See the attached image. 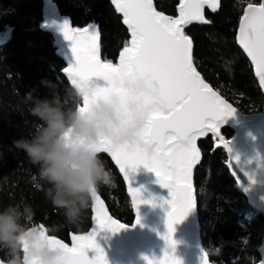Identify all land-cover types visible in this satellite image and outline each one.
Masks as SVG:
<instances>
[{"label":"trees","instance_id":"1","mask_svg":"<svg viewBox=\"0 0 264 264\" xmlns=\"http://www.w3.org/2000/svg\"><path fill=\"white\" fill-rule=\"evenodd\" d=\"M46 0H0V35L11 30L10 39L0 45V204L21 200L35 210L42 226L62 221L46 200L44 186L33 179L36 172L23 151L12 146L14 139L27 137L36 123L27 112L23 98L31 89L44 95L55 81L61 92L70 84L63 74L64 61L56 54L54 39L43 29ZM72 26L95 24L100 34L103 61L118 64V56L130 40L123 17L111 0H52ZM158 12L177 17L180 0H153ZM259 0H219L215 11L206 10V22L191 24L186 34L193 42V61L204 80L242 115L259 112L263 94L251 64L236 44L239 18L246 4ZM224 137L233 134L230 126L221 129ZM216 139L206 135L197 140L201 160L194 169L200 239L214 264H256L262 241L263 216L240 195L224 165L225 153L215 148ZM111 171L110 185L101 186L97 196L112 216L131 225L133 214L122 178L111 158L104 154ZM93 203L79 230L64 228L57 238L71 244L72 237L90 231Z\"/></svg>","mask_w":264,"mask_h":264},{"label":"snow or ice","instance_id":"2","mask_svg":"<svg viewBox=\"0 0 264 264\" xmlns=\"http://www.w3.org/2000/svg\"><path fill=\"white\" fill-rule=\"evenodd\" d=\"M115 10L123 16L131 39L120 52L119 63L101 61L98 55V34L95 25L70 28L65 19L60 25L64 38L70 41L71 59L63 71L71 82L88 84L99 82L97 91L113 90L117 76L128 68L154 80L158 85L155 96H148V121L144 130L146 140L152 144L151 151L128 146L105 145L108 153L119 166L129 186L132 206L137 212L134 223L140 222L138 207L152 200L142 199L141 190L131 186L129 172L140 165L155 173L158 183L169 190L170 199L166 212V232L162 235L167 250L162 259L145 256L146 264H181L175 255L174 225L184 219L193 209L192 172L200 160L196 147L197 136L206 132L218 134L225 117L236 109L226 103L201 77L193 61V42L185 35L184 26L193 21L208 22L204 7L218 8V0H180L178 16L171 17L158 12L153 0H111ZM264 17V3H248L240 17L237 41L250 58L260 85L264 87V32L257 30L253 17ZM223 140V138L221 137ZM230 141L223 146L230 153ZM238 161L239 157H235ZM93 209L98 212L93 219L97 229L87 235L73 236L69 247L57 240L66 250L65 264H108L103 248L96 241L102 230L112 232L127 227L119 220L107 216L97 194ZM93 254L89 256V252ZM202 264H207L201 257Z\"/></svg>","mask_w":264,"mask_h":264},{"label":"clouds","instance_id":"3","mask_svg":"<svg viewBox=\"0 0 264 264\" xmlns=\"http://www.w3.org/2000/svg\"><path fill=\"white\" fill-rule=\"evenodd\" d=\"M253 23L264 32V17L255 15ZM42 85L44 95L38 89L24 95L36 123L12 146L35 166L33 179L44 186L62 221L42 226L31 204H0V264H65L57 234L64 228L79 230L99 188L112 182L103 147H153L144 136L150 111L145 99L156 95L158 85L134 67L120 73L106 93L97 91L99 82L70 81L62 92L55 81Z\"/></svg>","mask_w":264,"mask_h":264},{"label":"water","instance_id":"4","mask_svg":"<svg viewBox=\"0 0 264 264\" xmlns=\"http://www.w3.org/2000/svg\"><path fill=\"white\" fill-rule=\"evenodd\" d=\"M261 3H264V0H259V3L255 5H259ZM246 6L247 4L243 8V12ZM206 10L213 11L207 5H205L204 13ZM243 12L241 16L243 15ZM65 19L69 21L70 28L83 29L89 25L88 24L84 27L72 26L69 18L66 15L60 13L57 6L52 2V0H46L44 4L43 29L52 35L54 39V46L56 48V54L64 61L66 68L69 66V60L71 59V42L67 41L64 38L63 33L60 30V25ZM199 22L200 21H193L185 25V35H187L186 28L189 25ZM239 24L240 18L235 34L236 44L251 64L255 80L264 97V87L260 85L259 78L255 74L254 66L252 65L250 58L247 56L246 52L243 50L242 46L236 39ZM94 31L98 34V55L101 61H103L100 52V34L96 25ZM10 34L11 30H8L4 34L0 35V45H3L10 39ZM62 72L70 83L68 75L64 73V71ZM227 118L228 117H225L224 122L220 124V130L218 134H213L209 131L206 132L204 136H197L196 146L197 140L199 138L205 137L206 135H212L216 139L215 148H220L224 151L226 156L224 165L227 168L229 175L235 182L237 192L240 195L244 196L248 205L254 211L262 215L264 214V99L261 110L259 112L246 116L242 120H237L232 125L226 122ZM225 126H230L233 130V134L229 138L224 137L221 132V129ZM221 137L223 138V140L230 141V153L223 146V140L221 139ZM109 157L111 158L110 155ZM235 157H239L238 161L235 159ZM111 161L123 180L134 218L131 225L124 223L125 225H127V227L122 228L119 231L112 232L107 229L100 231L96 236L97 243L101 248H103L108 264H146V261L144 260L145 256L154 260L162 259L165 250H167V246L162 239V235L166 232L165 219L166 212L168 211V205L164 203V201L170 199L169 190L162 187L158 183V178L156 177L155 173L148 170L143 165L138 166L135 171L129 172V181L131 183V186L134 188H139L141 190L142 199L154 201V204L144 203L139 205L138 215L140 217V222L134 223L137 212L134 211L132 206V199L129 194L128 183L125 180L123 173H121L119 166L116 165L115 161L112 158ZM199 162L193 167L192 172V194L194 207L184 217V219L174 225L175 231L173 233V239L176 241L175 255L178 259L181 260V264H202L201 257L206 259L207 264H214L209 259L200 239L196 196L193 185L194 169L199 164ZM100 201L103 203V209L107 216H111L113 219L118 220L110 214L101 199ZM97 215L98 212L96 211V216ZM94 229H97L96 221H94V223L92 222L90 231L83 235H87L93 232ZM61 241L70 247L68 243L64 242L63 240ZM257 252L259 254V260L256 264H264V219L262 241L257 249ZM92 254L93 253L90 251L89 256H91Z\"/></svg>","mask_w":264,"mask_h":264},{"label":"rangeland","instance_id":"5","mask_svg":"<svg viewBox=\"0 0 264 264\" xmlns=\"http://www.w3.org/2000/svg\"><path fill=\"white\" fill-rule=\"evenodd\" d=\"M235 115H236V120L235 121H237V120H242V119H244L245 117H246V115L244 116V115H242L241 113H239L237 110L235 111ZM233 124V123H232ZM231 124V125H232ZM93 211H94V209H93ZM94 216H96V211H94V214H93V217ZM94 221L95 220H93V223H94ZM73 246V243H72V240H71V244H70V247H72Z\"/></svg>","mask_w":264,"mask_h":264},{"label":"bare ground","instance_id":"6","mask_svg":"<svg viewBox=\"0 0 264 264\" xmlns=\"http://www.w3.org/2000/svg\"><path fill=\"white\" fill-rule=\"evenodd\" d=\"M223 99V98H222ZM226 102V101H225ZM227 103V102H226ZM235 120H236V115H235V113L232 115V116H230V117H228L227 118V120H226V122L227 123H229V124H232V123H234L235 122ZM197 147V146H196ZM197 150H198V148H197ZM199 151V150H198ZM262 216H263V219H264V214H262ZM94 220V219H93ZM264 262V261H263Z\"/></svg>","mask_w":264,"mask_h":264}]
</instances>
